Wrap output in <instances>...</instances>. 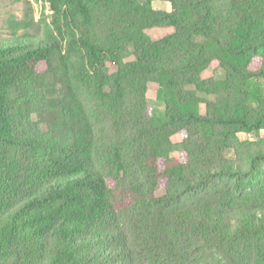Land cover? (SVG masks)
I'll return each mask as SVG.
<instances>
[{
    "label": "trees",
    "instance_id": "obj_1",
    "mask_svg": "<svg viewBox=\"0 0 264 264\" xmlns=\"http://www.w3.org/2000/svg\"><path fill=\"white\" fill-rule=\"evenodd\" d=\"M153 1L7 21L0 264H264V0Z\"/></svg>",
    "mask_w": 264,
    "mask_h": 264
},
{
    "label": "rangeland",
    "instance_id": "obj_2",
    "mask_svg": "<svg viewBox=\"0 0 264 264\" xmlns=\"http://www.w3.org/2000/svg\"><path fill=\"white\" fill-rule=\"evenodd\" d=\"M151 8L153 10H160L170 12L171 7L168 3L162 0H156L151 3ZM28 19L33 18L35 22H38L42 29L45 30V27L49 25L51 20V12L49 9L46 0H0V38H4L8 35L7 30V21L10 19ZM172 29L170 28H153L150 30H146L145 34L153 41H157L164 36L170 34ZM110 73L115 71V67L108 65ZM217 72L215 69H208L202 73V79L206 80L211 77H214ZM158 90V86L156 84H148L147 94H146V102L147 105L155 118H161L164 112V105L162 101L156 98V92ZM201 97H203L201 95ZM208 99H212V97H208ZM200 113L204 114L206 112L205 107L203 105L199 108ZM33 121L37 122V116L33 115ZM43 131L46 130V126L41 124ZM260 136H264V132L260 133ZM238 139L241 141H250L256 142L255 135H245L239 134ZM182 141V137L180 134L174 135L171 137V142L173 144H178ZM171 157L176 158V154H172Z\"/></svg>",
    "mask_w": 264,
    "mask_h": 264
}]
</instances>
